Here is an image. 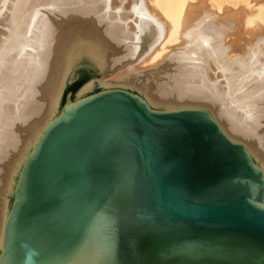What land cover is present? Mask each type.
<instances>
[{
    "label": "water",
    "instance_id": "95a60500",
    "mask_svg": "<svg viewBox=\"0 0 264 264\" xmlns=\"http://www.w3.org/2000/svg\"><path fill=\"white\" fill-rule=\"evenodd\" d=\"M115 52L63 34L46 112L9 165L0 264H264V167L200 104L101 82Z\"/></svg>",
    "mask_w": 264,
    "mask_h": 264
},
{
    "label": "bare ground",
    "instance_id": "6f19581e",
    "mask_svg": "<svg viewBox=\"0 0 264 264\" xmlns=\"http://www.w3.org/2000/svg\"><path fill=\"white\" fill-rule=\"evenodd\" d=\"M236 3L0 0V214L9 165L46 112L61 38L78 24L115 51L101 82H128L163 105H204L264 167V0Z\"/></svg>",
    "mask_w": 264,
    "mask_h": 264
},
{
    "label": "rangeland",
    "instance_id": "374dc122",
    "mask_svg": "<svg viewBox=\"0 0 264 264\" xmlns=\"http://www.w3.org/2000/svg\"><path fill=\"white\" fill-rule=\"evenodd\" d=\"M219 1H223V0H219ZM235 1H237L239 4H242V5H243V4H247V2H248L249 0H235ZM235 1H233V0L231 1V0H230V3H232L233 5H235V3H236ZM224 3H225V2H224ZM238 3H236V5H238Z\"/></svg>",
    "mask_w": 264,
    "mask_h": 264
}]
</instances>
